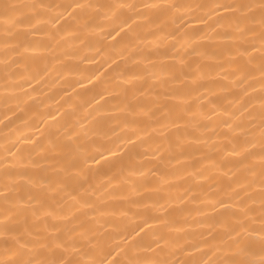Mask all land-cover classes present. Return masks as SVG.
<instances>
[{"label": "snow or ice", "instance_id": "snow-or-ice-1", "mask_svg": "<svg viewBox=\"0 0 264 264\" xmlns=\"http://www.w3.org/2000/svg\"><path fill=\"white\" fill-rule=\"evenodd\" d=\"M196 11L205 15L188 16L189 12ZM205 16L208 19L215 17V26L225 28L226 31L217 32L215 37H210L203 29L190 30V21L207 24ZM101 18L110 23L107 25L97 23ZM257 21L259 29L254 27ZM106 27L110 29L106 33L107 38L116 40V37H120L117 43L124 45L121 49L122 59L135 61L140 45L149 39L154 43L158 41L157 48L169 47L166 43L168 40L175 42L170 45L174 54L170 55L164 51L158 53L154 59L145 58V61L152 66L153 78L160 80L162 85L168 83L161 78L162 75L169 76L175 83L182 84L186 79L192 81L194 87L187 93L179 89L166 88L163 95L179 101L178 104L157 106L159 96L157 101L152 102L151 107L142 104L137 97V86L132 82L133 79H140L139 75L121 76L123 83L117 85L116 95L122 96L125 104L123 109L118 108L117 111L124 110L135 115L137 109H140L148 121H156L164 129L168 127L179 129L181 124L189 123L180 113L188 112L187 105L193 98L192 93L196 94V98L204 99L200 94V88L205 86L198 84L197 81L212 79L210 74L197 71L199 61L191 59L194 56H207L202 50L203 46L197 41L227 37L234 42L228 49L229 65L235 66V71L231 75L239 77L238 82L246 83V86L243 87L239 97L229 101L230 107L212 104L211 109L204 111L202 105L201 114L209 121L217 113L229 118L223 121V125L233 134L230 140L232 147L231 151L225 147L224 153L239 157L227 170L223 161L217 164L210 156L207 160L214 165L215 170L223 172L225 178L235 177L233 167L237 171L243 170L244 174L241 178L228 179L223 189L218 190L216 195L205 193L204 200L208 208L195 209L197 216H207L210 209L216 214L213 217L215 223L223 228V231L210 230L206 234L185 233L183 237H178L174 233L185 232V229L175 224L167 208L152 202L149 209L147 200H129L128 203L136 207L149 209V214L145 216L143 223L136 225L132 230L135 232L132 239L140 236L133 247H146L153 252L159 249L158 257L164 258L140 260L133 257L126 262L108 260L107 257L112 256L115 249L106 247L101 229L95 226L99 224L95 217L106 213L108 197L127 199L118 190L108 191L113 184L121 183L124 168L121 167L118 174L108 177V184L101 193L103 199L93 201L87 195H81L83 192L96 196L100 192L87 182L88 174L93 171L88 166L89 160L99 163L95 156L86 154L85 142L92 130L73 119L75 109L69 113L57 109L55 115L49 113V119L55 123L48 133L47 146L43 143L38 144L34 139L30 141L35 149L44 153L39 159L25 157L24 150L18 147L19 141L9 142L10 146L8 143L3 146L4 155L0 163L5 166L6 182L0 184V264H264V0H232L230 3L194 5L179 3L177 0H147L140 4L130 3L128 0L90 3L70 0L64 4L17 3L16 0H0V65H3L5 72V90L16 88L24 90L23 84L9 83V80L16 79L14 66L24 64L23 52H47L56 64H62L63 56L70 58L76 56L75 53L69 54L67 51L60 55L55 54L62 46L61 41L65 35L80 39L85 32L95 28L103 32ZM211 30L215 32V27ZM35 36H43L47 39L33 41L31 37ZM63 42L68 43V41ZM253 52H258L259 56H254ZM39 59L47 60V57L41 56ZM167 61H175V63L169 64ZM193 65L196 67L194 68ZM50 70L45 67L43 74L47 75ZM186 71L189 75H185L184 79H177L176 73L183 75ZM254 71L260 74L259 93L255 97L250 96L249 90L255 91L256 85L247 83L254 78ZM228 75L225 74L223 78L227 80ZM28 76L26 82L31 87V79L35 76L32 75L30 65ZM99 78V76L94 77L96 80ZM91 82L92 78L89 79V83ZM105 94L111 96L113 92L105 89L100 93L101 99ZM26 95L31 98L30 94L26 93ZM253 101L258 102L260 106L258 136L241 121L245 112L248 113L250 121L256 119L251 110L254 107ZM173 110L177 111L175 118H171ZM161 116H165L167 123L160 121ZM196 127L207 130L212 126H201L196 123ZM37 131L41 130L37 129ZM212 131L215 132L214 127ZM236 132L243 133L242 142L234 135ZM143 134L141 130L133 135L139 139ZM224 138L228 139V134H225ZM191 139L194 143L205 145L208 143L205 137L196 136ZM27 142L29 141L25 139V143ZM127 142L135 143V140L130 137ZM176 147H181L179 136ZM116 151L120 149L117 148ZM116 151L107 149L110 155H116ZM100 157L104 158L103 152L100 153ZM187 158L181 151L176 162L180 163L182 159ZM47 165H51V168ZM48 171L56 174L55 184L43 183L44 173ZM128 171L133 175L137 174L130 168ZM138 174L145 173L141 171ZM184 175L195 177L196 173L185 171ZM199 176L201 179L205 178L204 172ZM213 180L219 188L220 179L213 178ZM127 182L133 183L130 179ZM141 187L144 191L150 190L146 185ZM255 188L259 191L256 192ZM48 193H57V195L49 196ZM60 193H66L72 202L68 203L59 195ZM137 194L139 195L140 192L138 191ZM177 199L183 204L189 199L188 192ZM50 200L56 201L55 206L49 203ZM257 202L259 209L253 207ZM153 210L156 213L163 212V215L151 214ZM179 211L183 212L185 209ZM111 214L127 215V212L119 208L112 210ZM154 224L162 227L154 229L152 227ZM256 224L259 227H255ZM141 233L144 235L141 236ZM150 236L155 238L149 242ZM179 255L187 258L179 259ZM169 256H177V258L170 259ZM212 256L216 258L211 259Z\"/></svg>", "mask_w": 264, "mask_h": 264}, {"label": "bare ground", "instance_id": "bare-ground-1", "mask_svg": "<svg viewBox=\"0 0 264 264\" xmlns=\"http://www.w3.org/2000/svg\"><path fill=\"white\" fill-rule=\"evenodd\" d=\"M16 2L64 4L70 2V0H16ZM81 2H108V0H81ZM128 2L140 4L147 2V0H128ZM177 2L194 5L198 3H230L232 0H177ZM192 15L204 16L205 14L200 11L189 12L188 16L191 17ZM205 19H207V24L190 21V30L203 29L210 37H215L217 32L223 33L226 31L225 28L215 26V17L208 19L205 16ZM97 23L107 25L110 22L101 18ZM139 23L144 22L139 21ZM213 27H215V32L211 30ZM254 27L259 29L258 21ZM109 30L106 27L101 32L99 28H95L92 31L83 33L80 39H73L71 35H65L61 41L62 46L57 49L55 54L60 55L67 51L69 54L75 53L76 56L75 58L63 56L62 64H56L47 52H23L24 64L14 66L13 71L16 73V79L15 81L9 80L10 84H23V91L18 88L5 90V72L3 65H0V159L4 155L3 146L6 143L10 146V143L17 141H19L18 147L24 150L25 157L39 159L44 153L35 149L30 141L34 139L38 144L43 143L47 146L48 133L55 123V121L49 119V113L55 115L57 109L69 113L75 109L73 119L92 130L85 142L86 154L95 156L96 160L99 161V163H96L94 160H89L88 166L93 171L88 174L87 182L99 189L100 192L96 196L83 192H81V195H87L93 201L103 199L101 193L104 192V186L108 184V177L118 174L121 167L124 168L121 183L113 184L108 191L118 190L127 199L121 200L119 197L116 199L108 197L106 213L103 216L98 215L95 217L99 221V224L95 226L101 229L106 247L115 249L112 256L107 257V259L126 262L133 257L140 260L164 258L158 257L159 249L153 252L147 250L146 247H133L140 236L132 239L135 236V232L132 230L136 225L143 223L145 216L149 214L152 202L167 208L175 224L185 229V232L174 233L178 237H183L185 233L206 234L210 230L223 231V228L215 223L213 217L216 214L212 213L210 209H208L207 216H197L195 209H207L208 205L204 200L205 193L216 195L218 190L223 189L228 179L241 178L244 173L243 170L237 171L233 167V171L236 173L235 177L225 178L223 172L215 170L214 165L207 160V157L210 156L217 164L223 161L225 170H227L228 167H232V162L238 160L239 157L225 155L224 153L225 147H228L229 151L232 147L230 140L233 134L223 125V121L229 118L222 113H217L209 121L201 114V106L203 105L204 111L211 109L212 104L230 107L229 101L240 96L246 83H239V77L231 75L235 71V66L229 65L228 49L234 42L227 37L206 39L197 41V43L203 46L202 50L207 56H194L191 59L199 61L197 71L210 74L212 79L197 81L198 84L205 86L200 88V94L204 99H198L196 94L192 93L193 98L188 101L187 105L188 112L180 113L183 119L189 123L181 124L179 129L171 127L164 129L156 121H148L140 109H137L135 115L124 110L117 111L118 108L123 109L125 107L124 98L116 95L118 92L117 85L123 83V80L120 79L121 76H140V79H133L132 82L137 86L138 100L149 107L152 106L153 101H157L158 96L157 106L176 105L179 101L166 98L163 95L166 88L179 89L187 93L194 85L190 79L184 80L182 84L175 83L167 75L161 76L163 80L168 81L166 85H162L160 80L153 78L152 66L145 61V58L154 59L158 53L164 51H167L170 55L174 54L170 47L171 44L175 43L174 41H166L169 45L167 48H157L156 43L158 41L154 43L151 39L146 40L144 44L140 45L138 57L133 61L132 59L121 58V49L124 45L117 43L120 37H116V40L107 38L106 33ZM31 39L41 41L47 38L35 36ZM63 41H68V43L65 44ZM253 55L258 57L259 53L253 52ZM41 56L47 57V60H40ZM84 57H87V59H83ZM17 59H20V57H17ZM167 63L172 64L175 61H167ZM29 65L31 66L32 75L35 76L34 79H31V87L26 82L29 79ZM45 67L51 69L47 75L43 74ZM193 67L196 66L193 65ZM156 70L159 74V69ZM225 74H229L227 80L223 78ZM185 75H189V73L187 71L183 75L176 73L177 79H184ZM96 76L100 77L99 80L94 79ZM253 77L247 83L256 85L255 91L249 90L250 96L255 97L259 93V72L254 71ZM90 78H92L91 83H89ZM33 89H35L34 92ZM105 89L112 91L113 95L105 94L104 98L101 99L100 93L104 92ZM26 93L30 94L31 98ZM253 104L254 107L251 110L256 119L250 121L248 113L245 112L241 117V121L258 136L260 106L256 101H253ZM176 115L177 111L173 110L171 118H175ZM57 119H60V117H57ZM160 121L167 123L165 116H161ZM193 122L199 123L201 126L211 125L215 128V132L212 131V127L207 130L203 127L197 128L196 123ZM149 124L151 126H148ZM37 129L41 131H37ZM141 130L144 134L136 139L133 134L139 133ZM225 134H228V139L224 138ZM234 135L241 142L243 141V133L236 132ZM178 136L181 139V147H176ZM196 136L207 138V145L194 143L191 138ZM130 137L135 140V143L127 142ZM25 139L29 142L25 143ZM117 148L120 151H116ZM107 149H113L116 151V155H110ZM181 151L188 158L177 163L176 160ZM101 152L104 153L103 159L100 157ZM157 154H159V158H157ZM4 167V164L0 163V184L6 182ZM47 167L51 168V165H47ZM129 168L137 174H131L128 171ZM141 171L145 174L139 175L138 173ZM185 171L195 172L196 176H185ZM201 172H204L205 178L203 179L199 176ZM213 178L220 179L219 188L214 183ZM129 179L133 183H128ZM249 179L254 178L249 177ZM55 181L56 174L54 172L44 173L43 183L45 185L55 184ZM142 185H146L150 190L144 191ZM138 191L140 192L139 195L137 194ZM186 191L189 199L181 204L177 198L183 196ZM255 191L258 192L259 189L255 188ZM48 195L55 196L57 193H48ZM59 195L63 196L68 203L72 202L68 199L66 193H60ZM129 200H147L149 209L136 207L128 203ZM49 203L55 206L56 201L50 200ZM253 207L259 209V203L257 202ZM119 208H123L127 215L111 214L112 210ZM179 209H185V211L181 212ZM189 212H191V215H189ZM151 214L163 215V212L156 213L153 210ZM201 221L204 223H200ZM254 226L259 227L258 224ZM152 227L156 229L162 226L154 224ZM145 231L148 230L145 229ZM140 235L143 236L144 234L141 233ZM154 238L155 236H150L148 241L150 242ZM117 245H120V247H117ZM216 255H223V253H216ZM168 258L176 259L177 256H169ZM186 258L179 255V259ZM210 258L215 259L216 257L212 256ZM205 259H209V257H205Z\"/></svg>", "mask_w": 264, "mask_h": 264}]
</instances>
